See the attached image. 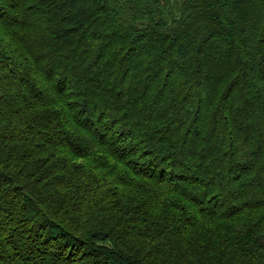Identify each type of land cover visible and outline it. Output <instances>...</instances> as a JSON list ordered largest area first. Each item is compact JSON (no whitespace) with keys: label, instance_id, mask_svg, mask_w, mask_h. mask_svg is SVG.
Here are the masks:
<instances>
[{"label":"trees","instance_id":"obj_1","mask_svg":"<svg viewBox=\"0 0 264 264\" xmlns=\"http://www.w3.org/2000/svg\"><path fill=\"white\" fill-rule=\"evenodd\" d=\"M0 264H264V0H0Z\"/></svg>","mask_w":264,"mask_h":264}]
</instances>
